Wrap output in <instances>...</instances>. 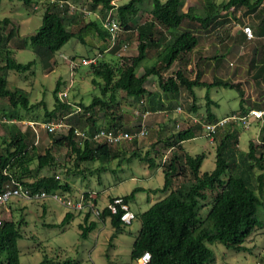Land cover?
Returning a JSON list of instances; mask_svg holds the SVG:
<instances>
[{
	"label": "trees",
	"instance_id": "obj_1",
	"mask_svg": "<svg viewBox=\"0 0 264 264\" xmlns=\"http://www.w3.org/2000/svg\"><path fill=\"white\" fill-rule=\"evenodd\" d=\"M21 1L26 6L32 7L33 0ZM84 1L90 9L99 10L101 18L105 17L107 9L114 6V0ZM2 2L3 0H0V10ZM65 2L67 4L64 6L55 1L45 4L42 24L29 38L19 41L17 49L30 47L43 66L51 68L55 63V54L67 41L72 37L85 41V35L89 31L96 32L105 42L101 47L102 51L119 48L123 42L121 38L114 47L108 49L111 43L110 34L103 27L101 18L87 22L78 31L71 30L70 24L76 21L78 16L70 13L73 11L69 7L70 0ZM143 2L144 0H128L118 5L117 17L123 32L137 30L138 52L133 56L117 55L111 59H107L105 54L101 53L96 61L86 64L89 74L92 75V82L100 87L101 93L94 96L88 105L82 102L76 104L83 107L84 112L81 113H72L70 109L73 107L67 101L68 98L61 99L60 80L57 81L54 89L55 101L51 109L48 108L45 100L38 104L33 103L30 93L23 87H11L9 71L33 72L36 59L26 63L16 59L14 49L9 46L13 36V29L9 31L7 29L10 19L0 17V101H6V105L0 109L3 127V133L0 135V192L7 184L18 181L34 192L43 190L48 193L61 191L71 194L70 184L61 180L60 173L56 171L59 164L54 152L57 147L67 148V155L76 170H79L84 163L100 161L101 164H105L126 156V149L116 147L124 142L112 144L94 140L92 137L82 139L76 136L73 130H69V133L48 132L50 144L45 148L44 153H38L30 137L31 129L22 130L15 122L25 119L20 113L21 110L28 112L42 106L43 118L48 119L47 121L67 114L68 123L87 131L90 135L101 128L131 132L130 127L123 126V114L114 110L120 102L121 92L124 96L139 101L144 100L143 106L147 110L141 112L142 114L167 106L164 99L156 98L157 92L147 87L148 78L152 75L158 78L161 90L170 99H178L185 87L193 93L195 100L197 97L195 88H206L207 113L203 120L205 122H216L220 119L211 110L212 105L217 104L210 96L213 87H238L241 97L240 114H246L254 108L264 109L262 106L245 105L248 99L246 92L227 78L214 76L212 81L205 80L204 69L200 68V62L197 64L196 75L193 78L188 76L186 68V65L191 63L188 54L196 49L201 37L219 31L234 19L242 20L240 17L237 18L235 11H231V7H235L244 9L245 15H253L254 20L250 24L256 38L259 37L257 39L259 46L253 49L254 56L250 67L257 69L256 76L264 79L263 59L261 63L258 62V56L264 54V0H227L224 3L206 0L202 15L194 13L192 6L184 10L185 0H152L151 18L134 27L133 21L142 9ZM195 23L203 29L201 33L194 30ZM235 39L245 40L242 37ZM150 52H153L151 55L153 60L145 64L144 71L139 73L140 67L148 60ZM225 57V53L216 54L210 61L216 68L221 67ZM176 64H179L178 69L173 74L165 76ZM192 109L197 110L194 103ZM96 114L100 115V118L105 117L106 124L101 123L96 118ZM259 121L261 123L259 143L250 140L247 150L239 147L242 128L234 125L236 122L222 126L214 133L211 140L216 144V166L211 171H201L207 156L205 152L192 154L184 145L185 140L196 137L199 131L203 130L205 134L200 122H192L186 128L172 132L161 139L170 151L161 164L164 174L163 186L156 189L139 186L129 194L119 195L130 203L140 190L164 193L147 210L140 214L135 213L136 218L141 219V228L133 245L132 260L136 262L145 252H150L151 259L148 264H210L215 259L214 250L209 245L211 243L220 242L228 248L239 251L248 249L245 245L246 240L255 229L264 227V217L259 216V211L264 209V119ZM127 141H130L132 146L138 143L137 137L125 142ZM132 158L147 160L150 166L156 165L155 157L150 150L142 154L139 147H133L127 159ZM34 162L37 163L36 167H32ZM46 168L56 170L40 175L39 172ZM104 169L105 167L99 168L98 171ZM27 177L34 179L29 181ZM180 177L186 178L187 182L179 181L176 185ZM89 191H84L86 200ZM209 192L214 194L209 210L212 224L204 226L202 218L199 217V210L204 205L201 202L209 199ZM38 200L40 199L36 201ZM98 200V198L94 200L95 206L98 205ZM12 202L13 200L8 205ZM90 212L91 210L86 212L84 222L80 224L83 238L97 227V221L89 220ZM73 217V212L68 211L59 226L67 225ZM98 217L103 221L110 220L114 228L110 238L112 244V240L127 224L121 221L120 213H111L107 207ZM24 222L26 223V220L23 217L0 221V264H22L18 241L22 236L21 229ZM40 264L81 263L75 258L60 260L46 253Z\"/></svg>",
	"mask_w": 264,
	"mask_h": 264
},
{
	"label": "rangeland",
	"instance_id": "obj_2",
	"mask_svg": "<svg viewBox=\"0 0 264 264\" xmlns=\"http://www.w3.org/2000/svg\"><path fill=\"white\" fill-rule=\"evenodd\" d=\"M50 1L60 3L62 6L67 4L65 0H33L32 7H28L21 0H3L2 2L0 17H8L10 19L7 29L8 31L13 29V36L9 41V46L14 49L16 59L24 63L36 59L32 69L33 72L18 73L9 71V84L13 88L23 87L26 89L35 104L45 100L48 108L51 109L54 106V89L57 81H61L60 90L70 86L72 82L67 101L72 104L73 109L75 108L73 104L80 102L88 105L94 96L100 95L101 91L100 87L92 82L89 68L82 61L98 56L101 53H104L107 59L117 55H136L138 52L137 30L133 29L121 33V40L128 42V48L125 51H120V46L115 50L102 51L101 47L105 45V42L94 31H89L85 35V41L72 37L55 54V63H53L52 67L47 68L43 66L30 47L17 49V43L24 38H29L30 35L37 31L42 24L43 6ZM215 1L224 3L227 0ZM70 2L75 5V8L69 6L73 10L70 13L78 16V19L70 24L71 30L78 31L87 22L100 18L98 17L100 11L90 9L84 0H70ZM124 2H128V0H116L118 5ZM205 2L206 0H185L184 10L192 6L194 13L202 15ZM152 6V0H144L142 9L133 21L134 27L151 18L150 10ZM244 15L243 10L241 21L234 19L226 23L219 31L209 36L201 37L196 49L188 54L191 63L186 65L187 74L193 78L196 75L197 64L200 62V68L204 69L203 78L205 80L212 81L214 76L227 78L233 83H237L246 92L248 99L245 105L264 107V79L261 76H256L257 69L250 67L252 56H254L253 49L259 46L257 42L259 37L250 41L235 39L237 31L244 21L253 23V15H249V17ZM185 23L187 24V21ZM194 28L199 33L203 30L197 23H195ZM260 39L263 40V38ZM152 53L150 52L148 60L140 67L139 73L144 71L143 67L145 64L153 60ZM220 53H225L226 57L221 67L216 68L215 64L210 60ZM261 56H258V62L260 63L262 59L264 62V54ZM71 59L75 61L73 67L69 62ZM178 67L179 64L174 65L165 76L173 74ZM147 87L149 90L157 92L158 97L156 98L164 99L167 106L153 110L144 118L141 113L147 110L143 106L144 100L139 101L135 98L124 96V93L121 92L120 102L114 109L123 114V126L130 127L132 129L131 132H136L143 125H146L149 131L146 136L137 137L138 143L133 146L130 141L116 146L126 149L125 158L122 159L121 157V159H115L105 164H101L100 161L84 163L79 170H76L72 166V160L67 155V148L57 147L54 154L59 164L58 170L46 168L39 172L40 175L49 174L55 172V170L59 172L61 180L70 184V195L73 200L80 199V195L84 191H97L99 193V209H102L109 201L111 197L108 196L129 194L134 188L139 186L147 189L162 187L164 174L161 164L170 151L161 139L190 125L193 120L188 115L189 113L204 120L207 113V98L205 97L207 89L196 87L195 94L197 97L194 100L193 93L184 87L178 99H170L163 93L159 86L158 78L154 75L148 78ZM237 88L221 86L213 87L210 90L211 98L217 103L212 105L211 110L219 118L229 116L233 112L239 113L241 97ZM193 103L197 108L196 111L192 109ZM5 105V100L0 101V109ZM179 106L183 108L184 112L177 110ZM73 109H70V111H73ZM96 109L99 108L96 107ZM20 113L24 115L25 119L16 120V123L22 130L31 129L30 137L37 147V152L44 153L45 148L50 144V136L44 129H40L39 134H37L28 125L29 121L43 122L48 120L43 118L44 108L38 106L28 112L21 110ZM66 115H60L50 120L56 121ZM1 118L2 116L0 115ZM96 118L101 123L106 124L105 117L101 116L100 118V115L96 114ZM1 121L0 135L3 133ZM259 122V120L254 119L247 128L237 122L234 123V125L242 128L239 137V147L241 149L247 150L250 140L259 143L261 127ZM203 133V130L202 132L199 131V135L196 137L185 140L184 145L186 150L192 154L202 152L207 154L201 167V171L205 172L213 170L216 166V144ZM133 147H139L142 154L150 150L152 156L155 157L156 165L150 166L147 160H140L139 158L127 159L131 155ZM36 166L37 163L34 162L32 167ZM103 167H105L104 170L98 171L99 168ZM26 179L32 181L34 177H27ZM179 181L180 183L182 181L187 182V179L180 177L177 179L176 185ZM163 195L164 193L162 192L153 193L148 192V190H140L130 204L134 212L140 214ZM213 197L214 194L209 192V199L201 202L204 205L199 210V217L202 218V225L204 226L212 224L209 210ZM88 210L90 209L77 210L68 208L53 197L38 201L14 199L7 209L2 210L0 218L1 220H17L23 217L26 220L21 229L22 236L18 241L22 264H40L46 253L60 260L69 257L75 258L81 264H138L137 261L132 260L131 253L141 228V219L135 218L131 224L123 228L112 240V244H110V238L114 231L110 220L106 219L103 221L97 215L92 214V212H90L89 220L97 221V227L91 230L86 238L81 237L80 224L84 222V217ZM68 211L73 212L74 217L67 225L59 226ZM259 216L264 217V209L259 211ZM49 224H52V226ZM209 245L215 253V259L210 264H264V227L255 229L246 240L245 245L248 248L246 250H234L220 242H214Z\"/></svg>",
	"mask_w": 264,
	"mask_h": 264
},
{
	"label": "built area",
	"instance_id": "obj_3",
	"mask_svg": "<svg viewBox=\"0 0 264 264\" xmlns=\"http://www.w3.org/2000/svg\"><path fill=\"white\" fill-rule=\"evenodd\" d=\"M113 4H114L113 7L105 11L104 18H101V15L98 13V17L101 18L103 27L110 34L111 43L108 49L114 47L120 41L121 33L123 32L122 25L117 17L118 4L116 3V0L113 1ZM70 5L72 8H75V6L72 3H70ZM243 10L244 9L242 8L237 9L235 7H231V11H235L237 17H240V18L243 17ZM86 12L90 13L89 11H86ZM247 17H249V15ZM240 27L243 30L248 40H253L257 37L250 22L244 21L243 25H240ZM127 48H128V42H122L120 44V51H125ZM118 54H121V53H118ZM98 56H94L93 58H89V59H84L82 63L88 64V63L94 62L96 61ZM69 62L72 67L75 65L74 60H70ZM71 85H72V82H71ZM71 85L59 92V95L62 100H66L68 98ZM73 105L75 106V108L73 109L72 113L84 112V109L82 106L76 105V104H73ZM177 110L179 112H184L181 106H179ZM149 114L150 112H146L142 115L145 118ZM188 115L192 118L194 123L200 122L202 124V127L205 130L206 136L213 139L214 133H216V131L220 127L225 126L229 123L237 122L238 124H242L243 127L247 128L250 126L252 120L264 119V109H259V108L250 109L249 112H247L246 114L233 113L229 116L220 118L216 122H205L202 119L198 118L197 116L193 115L192 113H189ZM28 125L31 126L32 129L37 134H39L40 129H44L47 133L55 132V131L69 133V130H73L74 134L78 137H81L82 139L92 137L94 140L104 141V142H108L112 144L122 143L128 139L131 140L134 137H143V136H146L149 132L148 129L146 128V125H143L140 127L138 131L134 133L125 131L123 129L113 131L108 128H101L97 130L96 132H94L93 135H90L87 131L79 127H74L70 123H68L66 121V116L56 121L54 120L43 121V122L29 121ZM47 197L55 198L57 201L61 202L63 205L67 206L68 208H73L77 210H82L85 208L90 209L92 214H95L97 216H99L101 211L105 207H107L111 213H115V214L120 213L121 221L127 225L131 224L133 220L136 218V214L134 210L132 209L131 204L125 201L119 195L115 196L112 200H109L102 209H99L98 205L96 206L94 205V200L98 198V192L95 190L89 191L88 200H86L85 192L81 193L80 199L73 200V198L67 192L62 193L61 191H54L53 193H48L43 190L34 192L30 188L25 187L22 183L18 181H13L12 184H7L0 192V213L2 212L3 209L8 208V203L11 200H14V199L37 200V199H45ZM0 221H1V218H0ZM150 259H151L150 252H145L144 255H142V257H140L137 260V262L138 264H148L150 262ZM257 264H260V263H257Z\"/></svg>",
	"mask_w": 264,
	"mask_h": 264
},
{
	"label": "crops",
	"instance_id": "obj_4",
	"mask_svg": "<svg viewBox=\"0 0 264 264\" xmlns=\"http://www.w3.org/2000/svg\"><path fill=\"white\" fill-rule=\"evenodd\" d=\"M236 38L238 37V38H240V37H242V38H244L245 39V41L247 40V41H250V40H248L247 38H246V36H245V34H244V32H243V30L241 29V27H240V29L237 31V35L235 36ZM196 116V115H195ZM203 135H206V134H203ZM118 196V195H117ZM108 197H112V196H108ZM114 197V196H113ZM92 220V219H91Z\"/></svg>",
	"mask_w": 264,
	"mask_h": 264
}]
</instances>
